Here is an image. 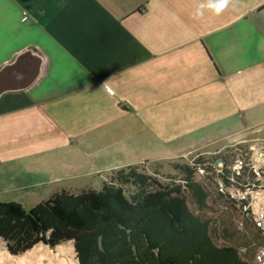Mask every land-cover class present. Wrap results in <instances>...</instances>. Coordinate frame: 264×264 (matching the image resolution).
<instances>
[{
    "label": "crops",
    "instance_id": "crops-1",
    "mask_svg": "<svg viewBox=\"0 0 264 264\" xmlns=\"http://www.w3.org/2000/svg\"><path fill=\"white\" fill-rule=\"evenodd\" d=\"M202 3L0 0V202L264 135V0Z\"/></svg>",
    "mask_w": 264,
    "mask_h": 264
},
{
    "label": "trees",
    "instance_id": "trees-1",
    "mask_svg": "<svg viewBox=\"0 0 264 264\" xmlns=\"http://www.w3.org/2000/svg\"><path fill=\"white\" fill-rule=\"evenodd\" d=\"M112 175L101 190L61 191L32 208L0 202L7 250L17 256L72 242L79 264H257L264 238L248 222L242 236L230 233L224 215L240 216L206 185L191 177L170 187L139 166ZM211 200L221 217L205 216Z\"/></svg>",
    "mask_w": 264,
    "mask_h": 264
},
{
    "label": "built area",
    "instance_id": "built-area-1",
    "mask_svg": "<svg viewBox=\"0 0 264 264\" xmlns=\"http://www.w3.org/2000/svg\"><path fill=\"white\" fill-rule=\"evenodd\" d=\"M188 162L194 179L232 205L264 238V136L235 140L231 149L200 154ZM255 262L264 264V246Z\"/></svg>",
    "mask_w": 264,
    "mask_h": 264
},
{
    "label": "rangeland",
    "instance_id": "rangeland-1",
    "mask_svg": "<svg viewBox=\"0 0 264 264\" xmlns=\"http://www.w3.org/2000/svg\"><path fill=\"white\" fill-rule=\"evenodd\" d=\"M259 136H264V135H258V134L253 135V137L249 136L248 139H252L255 137H259ZM233 145H234V141L230 143L228 148L229 149L233 148ZM140 171L148 175H151L152 177L156 178L162 184L170 186V187L183 186L186 179L191 178V177L194 178V174L189 165L188 159L187 160L179 159L176 161H167V162L156 163V164H145L143 166H140ZM112 176H113L112 173L109 174L107 180L109 181ZM93 187L97 190H101L102 189L101 182L97 181V183L93 184ZM189 206L193 211L199 213V211L196 209V206L193 204L192 201H189ZM208 206L209 207L205 210V216L207 218L216 219L218 217H221L224 214L220 212V210L218 209L216 204L213 202V200L209 202ZM224 216H225L226 222H228V225H230L231 227L230 233L236 234V236H239V237L242 236L241 234L245 232L246 223L243 222L240 218L236 217V215L234 214H229V215H224ZM40 245L46 246L42 243L36 246H40ZM46 247L49 250L60 254L59 258H63L66 260L77 259V254L75 252V248L72 242L61 244L57 246L55 249H51L48 246ZM60 247H62L65 250L63 254L59 253L58 251ZM7 252L9 251L7 250L6 243L0 239V257L2 256V254H6ZM23 254H20V255H23ZM20 255H17V256H20ZM12 256H13V259L11 258L7 262V264H14V257L16 256L14 255Z\"/></svg>",
    "mask_w": 264,
    "mask_h": 264
},
{
    "label": "bare ground",
    "instance_id": "bare-ground-1",
    "mask_svg": "<svg viewBox=\"0 0 264 264\" xmlns=\"http://www.w3.org/2000/svg\"><path fill=\"white\" fill-rule=\"evenodd\" d=\"M59 253L63 254L64 249L59 248ZM58 253L49 250L46 246H35L32 250L23 255L14 257V264H79L77 259H63L59 258ZM13 256L7 252L0 257L1 264H7Z\"/></svg>",
    "mask_w": 264,
    "mask_h": 264
},
{
    "label": "clouds",
    "instance_id": "clouds-1",
    "mask_svg": "<svg viewBox=\"0 0 264 264\" xmlns=\"http://www.w3.org/2000/svg\"><path fill=\"white\" fill-rule=\"evenodd\" d=\"M234 0H206V3H202L197 9L195 15L197 17L203 16L204 10H208L214 15L222 14L230 5H232Z\"/></svg>",
    "mask_w": 264,
    "mask_h": 264
}]
</instances>
